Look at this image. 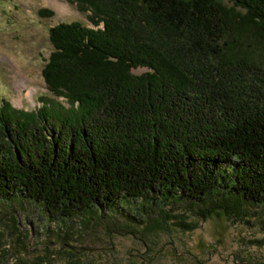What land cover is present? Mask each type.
Instances as JSON below:
<instances>
[{
    "label": "trees",
    "instance_id": "trees-1",
    "mask_svg": "<svg viewBox=\"0 0 264 264\" xmlns=\"http://www.w3.org/2000/svg\"><path fill=\"white\" fill-rule=\"evenodd\" d=\"M71 1L92 26L48 29L51 96L32 110L1 101L0 200L64 216L131 200L263 202L264 0Z\"/></svg>",
    "mask_w": 264,
    "mask_h": 264
},
{
    "label": "rangeland",
    "instance_id": "rangeland-1",
    "mask_svg": "<svg viewBox=\"0 0 264 264\" xmlns=\"http://www.w3.org/2000/svg\"><path fill=\"white\" fill-rule=\"evenodd\" d=\"M42 7L53 14L40 16ZM89 14L71 0H0V104L32 110L41 96H51L41 74L51 50L48 29L70 21L91 27ZM21 77L26 86L18 104L15 80ZM219 196L120 201L68 216L27 198L0 200V263L264 264V201L208 212Z\"/></svg>",
    "mask_w": 264,
    "mask_h": 264
},
{
    "label": "bare ground",
    "instance_id": "bare-ground-1",
    "mask_svg": "<svg viewBox=\"0 0 264 264\" xmlns=\"http://www.w3.org/2000/svg\"><path fill=\"white\" fill-rule=\"evenodd\" d=\"M52 2L54 1V2H56L57 0H51ZM15 85H16V88H17V91H18V97H17V99H16V103H21V101H22V99H21V92H22V89L26 86V84H25V81H24V79L21 77V78H17L16 80H15ZM30 94H31V92H30Z\"/></svg>",
    "mask_w": 264,
    "mask_h": 264
}]
</instances>
